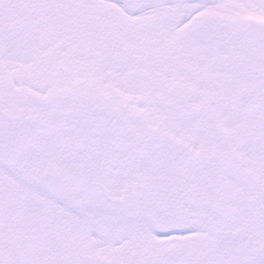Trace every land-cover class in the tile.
<instances>
[{
	"label": "snow or ice",
	"instance_id": "obj_1",
	"mask_svg": "<svg viewBox=\"0 0 264 264\" xmlns=\"http://www.w3.org/2000/svg\"><path fill=\"white\" fill-rule=\"evenodd\" d=\"M0 264H264V0H0Z\"/></svg>",
	"mask_w": 264,
	"mask_h": 264
}]
</instances>
